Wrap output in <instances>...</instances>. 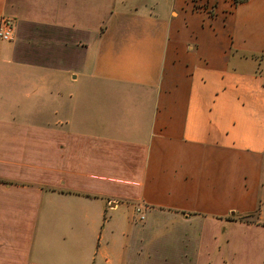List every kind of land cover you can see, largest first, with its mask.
Segmentation results:
<instances>
[{
	"label": "crops",
	"instance_id": "crops-1",
	"mask_svg": "<svg viewBox=\"0 0 264 264\" xmlns=\"http://www.w3.org/2000/svg\"><path fill=\"white\" fill-rule=\"evenodd\" d=\"M3 16L0 264H264V0Z\"/></svg>",
	"mask_w": 264,
	"mask_h": 264
},
{
	"label": "built area",
	"instance_id": "built-area-1",
	"mask_svg": "<svg viewBox=\"0 0 264 264\" xmlns=\"http://www.w3.org/2000/svg\"><path fill=\"white\" fill-rule=\"evenodd\" d=\"M13 38V22L8 17L0 18V41L1 42H10ZM139 210L136 209V212ZM140 219H143L141 216Z\"/></svg>",
	"mask_w": 264,
	"mask_h": 264
},
{
	"label": "trees",
	"instance_id": "trees-1",
	"mask_svg": "<svg viewBox=\"0 0 264 264\" xmlns=\"http://www.w3.org/2000/svg\"><path fill=\"white\" fill-rule=\"evenodd\" d=\"M234 4H238L240 2H244L246 0H232ZM0 183H3V184H8V185H20V183H17V182H10V181H7V180H3V179H0ZM247 217H242L241 220L243 221H247L246 220Z\"/></svg>",
	"mask_w": 264,
	"mask_h": 264
}]
</instances>
